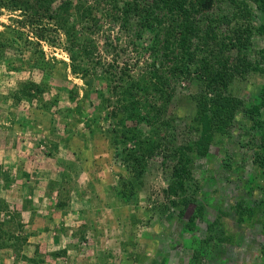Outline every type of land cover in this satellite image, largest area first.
<instances>
[{"label":"rangeland","instance_id":"1","mask_svg":"<svg viewBox=\"0 0 264 264\" xmlns=\"http://www.w3.org/2000/svg\"><path fill=\"white\" fill-rule=\"evenodd\" d=\"M219 1L220 9L214 6L211 20L217 18L213 14L223 11L231 16L238 9L249 11V18L240 20L244 26L258 23L259 12L251 0H237L246 2L247 8L238 7L237 1ZM17 15L9 10L0 14V39L8 44L0 57V197L10 210H2L0 220L15 209L20 211L23 227L13 233L27 240L20 256L12 245L1 247L0 264H36L23 259V254L41 258L39 264H264L262 225L238 222L230 213L239 197L253 204L264 196V176H259L253 162L254 144L247 143L257 131L245 108L236 111L225 132L215 134L207 155L195 157L180 207L173 200L181 196L166 191L168 170L162 152L149 160L137 193L123 199L113 187L120 174H131L119 162L110 140L112 120L85 119L83 112L90 100L98 102L92 89L103 85L93 73L126 65L131 74H138L150 65V35L135 39L134 44L130 32L103 18L100 30L93 34L98 48L84 79L71 69L64 33H55V45L19 37L12 20ZM234 24L219 22L210 33L217 42H236ZM205 30L202 24L201 34ZM206 40L202 48L208 61H216L218 54L220 61L227 62L222 66L231 74L229 88L235 97L245 105L259 100L264 73L246 67L242 60L259 59L263 37L253 31L240 53L230 43L223 53L216 41ZM24 80L46 84L48 89L40 98L51 102L59 95L58 103L47 101V109L38 99L30 104L9 97ZM72 84L78 86L75 101L68 96ZM201 84L196 78H182L175 84L170 105L178 117L174 144L197 137L190 125ZM249 178L251 194L245 186ZM199 205L202 215L192 218ZM190 219L192 226L187 225Z\"/></svg>","mask_w":264,"mask_h":264},{"label":"trees","instance_id":"2","mask_svg":"<svg viewBox=\"0 0 264 264\" xmlns=\"http://www.w3.org/2000/svg\"><path fill=\"white\" fill-rule=\"evenodd\" d=\"M251 1L259 12V21L254 27L248 23L244 26L240 21L249 18L248 10L240 13L236 9L235 15L231 16L229 13L222 14L221 11L213 14L217 18L211 20L210 12L215 5L219 7V0H0V14L3 10L18 12L16 18L12 19L16 23L14 30L17 36H32L38 44L45 41L55 45V33H64L66 39L63 47L71 58V69L84 79L91 71L90 63H94L98 46L93 34L100 30L103 18L130 32L134 36L132 43L136 42L135 39L143 38L146 33L150 35L147 48L152 62L141 72L131 74L130 69L122 65L114 70L108 66L100 73H93L103 85L102 88L92 89L98 102L94 104L89 101L83 118L112 120L110 140L116 148L119 162L131 174L128 177L120 174L114 185L119 197L125 199L137 193V184L147 170L149 160L162 152L168 170L166 191L168 195L181 196L177 202L173 200V204L180 207L179 203L185 197L182 193H185L188 181L192 179V162L197 154H208L215 134L226 131L238 109L245 108V112L253 119L252 127L257 132L247 143L254 144L253 162L260 171L259 176H264V120L261 118L264 84L259 91V100L245 105L241 98L235 97L230 91L232 77L227 68L223 67L227 62L220 61L221 56L218 54L216 61H208V52L206 48H202L208 38L217 42L216 36L210 32L219 22L231 25L235 22L232 29L238 35L236 42H217L223 53L229 43L240 53L250 43L253 31L264 39V0ZM237 5L248 7L243 1H237ZM202 24L206 27L204 34H201ZM7 46V42L0 39V57L6 53ZM258 55V60H242V63L264 73L261 62L264 61V46L258 49ZM182 78H196L202 86L194 97L195 113L190 125L197 132V137L177 145L174 143L177 128L175 122L178 117L172 114L170 105L176 94L175 84ZM77 88L76 84L71 85L68 91L70 100H76ZM47 89L48 86L44 83L24 80L9 97L17 102L26 100L30 104L38 99L48 109L49 105L58 103L59 95L51 97V102L47 100L48 105L47 101L40 98ZM226 165L229 163L226 162ZM252 183V178H249L245 184L249 194L253 191ZM201 209V205L197 206L192 218L201 216ZM2 210L6 213L10 211L8 204L0 197V212ZM180 212L182 215L183 210ZM230 213L237 217L238 222L260 223L264 232V196L253 204L250 200L239 197L231 206ZM7 217L0 220V248L12 245L20 256L27 237L14 234L13 231L23 227L21 213L15 209ZM16 218L18 221L15 223ZM9 222L10 225L7 226ZM187 225L192 226L191 219L187 221ZM262 249L264 252V246ZM22 257L36 264L42 261L41 258L25 254Z\"/></svg>","mask_w":264,"mask_h":264}]
</instances>
